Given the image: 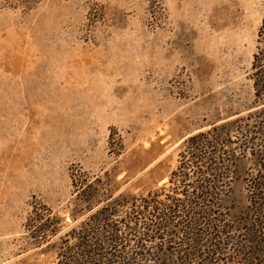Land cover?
I'll return each mask as SVG.
<instances>
[{"label": "rangeland", "instance_id": "rangeland-1", "mask_svg": "<svg viewBox=\"0 0 264 264\" xmlns=\"http://www.w3.org/2000/svg\"><path fill=\"white\" fill-rule=\"evenodd\" d=\"M263 16L264 0H0V264H57L60 246L65 261L72 233L109 204L115 254L132 264H264V234L247 235L264 138L242 144L263 114L216 148L221 169L191 164L187 143L259 107L249 75ZM98 180L88 209L77 187ZM151 196L174 208L166 226L139 204ZM132 197L130 221L132 205L113 199ZM34 206L60 219L48 240L32 236Z\"/></svg>", "mask_w": 264, "mask_h": 264}, {"label": "trees", "instance_id": "trees-1", "mask_svg": "<svg viewBox=\"0 0 264 264\" xmlns=\"http://www.w3.org/2000/svg\"><path fill=\"white\" fill-rule=\"evenodd\" d=\"M257 42L258 45L256 46V51L253 53L249 77L252 79L254 99L253 105L259 107L253 111L248 112L245 116H238L237 118L225 121L220 125L211 127V129L207 131V133H210V137H207L206 133L203 132L189 136L187 138L188 153H191L192 155L190 163L194 164V166H197L199 164L198 162H205L208 163L209 167L211 166L215 169H221L222 165L218 161L219 157L213 155L216 154V148L224 144L226 140L230 139V130H234L240 127L238 125L240 124L239 122L244 119L248 120L252 118L253 115L255 116V114L257 113L263 114L262 120L259 121L260 125H255L252 127L249 126L247 127V129H245V132L248 131V134L246 132L242 144H247V148L254 150V145L257 144L255 139H258L259 135L264 138V16L258 28ZM208 148L210 149V155L206 154ZM229 160L231 161V165H233L235 161L233 154L230 155ZM262 160L264 162V157L262 158ZM216 165H218L219 167L216 168ZM187 176V174H184L183 177L186 178ZM254 178L253 181H251V187L255 191L253 193L256 201L253 200L252 202L255 203V211L259 215V218L249 222V225L251 227L247 228V235L252 239V241H255V243H260V239L256 236L261 237V234H264V231H262V229H264V173L259 174ZM101 182V180L90 183L86 182L84 183V185L81 184L77 187V189L81 188V192L85 190H91L92 194L89 196V199L85 201L87 203L88 209L100 202V199H97L96 196L98 195L99 197L100 191L98 186L101 184ZM80 183H83V181H79V184ZM75 185L77 186L76 183ZM195 188L198 189L201 194H204V197L212 195V193H208L207 191L203 193L202 190L204 189V186L200 182L199 185L195 186ZM101 193H104V191H101ZM193 197L196 198L197 194L193 195ZM113 201L115 202V205L120 204V202L123 201L124 203L132 205V208L130 210L131 215H129L130 221L132 219V216L134 217V219L139 217L136 214L141 211L139 210V207L136 206L137 203L134 197L128 200L114 198ZM139 204L142 205L143 209L150 206L153 210L152 216H154V219L162 220L163 218H165L164 224L159 223L162 226H166L165 224L169 220L170 216V214L168 216H165L164 210L168 209L174 212V208H172L171 205L167 204L166 201H161V199L155 198L154 196H151L149 198L141 197ZM110 206L111 204L100 207L97 211L90 214L87 219L79 224L81 225V227H84L86 225L92 226V230H86L85 228H82L81 230L78 229L77 231H74L72 233V236L77 237L75 242V245L77 247L68 248L69 250L66 253L67 258L65 257L66 260L64 261V252L61 249L62 247L60 246L57 253V264H132L131 260L133 258L131 256L127 257L125 255L115 254V247L119 240H121V236L119 235L120 229L118 228V226L114 223H109L111 221L110 215L115 214V211L110 210ZM36 209H38V206L33 207L32 211L34 213L29 215V219L27 220V222L29 228H34V230H32V236L34 238H38V242H40L41 240H48L59 232V227L57 224L59 223L60 219L55 214H51V210L49 208L47 210V213H42L41 211L37 212ZM154 211L157 214L154 213ZM213 213L214 211L210 210L209 216ZM90 220L93 221V224L88 222ZM206 221H208L207 218ZM124 226L127 230L126 233L128 234H131L134 230L132 228V225L129 226V224H125ZM59 239H62V237L59 236ZM191 252H193V249L191 250ZM257 254H259L258 251ZM246 260L248 264L249 259ZM185 263L186 262H184V264Z\"/></svg>", "mask_w": 264, "mask_h": 264}]
</instances>
